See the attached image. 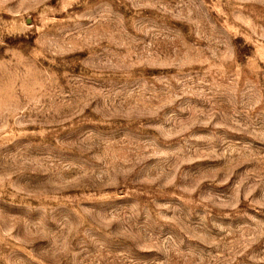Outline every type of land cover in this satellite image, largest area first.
<instances>
[{
	"label": "rangeland",
	"instance_id": "rangeland-1",
	"mask_svg": "<svg viewBox=\"0 0 264 264\" xmlns=\"http://www.w3.org/2000/svg\"><path fill=\"white\" fill-rule=\"evenodd\" d=\"M0 264H264V0H0Z\"/></svg>",
	"mask_w": 264,
	"mask_h": 264
}]
</instances>
